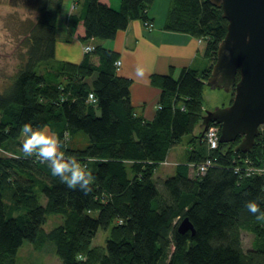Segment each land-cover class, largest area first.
I'll return each instance as SVG.
<instances>
[{
  "label": "trees",
  "instance_id": "16d2710c",
  "mask_svg": "<svg viewBox=\"0 0 264 264\" xmlns=\"http://www.w3.org/2000/svg\"><path fill=\"white\" fill-rule=\"evenodd\" d=\"M155 1L120 0L116 9L101 0H75L67 27L82 23V42L99 41L84 46L79 64L55 61L64 0L29 1L36 15L23 23L19 62L0 88V152L6 153L0 154V264H17L26 242L52 245L62 264H264V221L246 208L255 200L264 211V174L258 173L264 170V130L248 153L237 150L241 138L212 150L195 132L228 31L222 9L209 0L170 1L164 30L203 42L208 65L183 68L178 78L174 69L153 75L161 97L152 121L132 105V81L118 75L119 53L102 45L133 21L153 29L148 12ZM26 123L57 134L66 155L95 177L91 192L69 189L47 162L25 156L20 128ZM187 136V161L156 182L169 152ZM51 215L64 221L46 232ZM185 219L194 233L179 232ZM100 230L108 232L106 245L93 247ZM243 230L254 235L248 250Z\"/></svg>",
  "mask_w": 264,
  "mask_h": 264
},
{
  "label": "water",
  "instance_id": "95a60500",
  "mask_svg": "<svg viewBox=\"0 0 264 264\" xmlns=\"http://www.w3.org/2000/svg\"><path fill=\"white\" fill-rule=\"evenodd\" d=\"M209 1L222 9L228 31L206 84L212 90L234 92V98L227 107L206 111L202 136L212 124L220 125V144L241 138L237 150L248 153L264 130V0ZM187 231L194 233L185 219L179 232Z\"/></svg>",
  "mask_w": 264,
  "mask_h": 264
},
{
  "label": "crops",
  "instance_id": "0c3cea01",
  "mask_svg": "<svg viewBox=\"0 0 264 264\" xmlns=\"http://www.w3.org/2000/svg\"><path fill=\"white\" fill-rule=\"evenodd\" d=\"M101 1L116 9L120 7V0ZM170 1L156 0L150 8L148 13L151 22L154 23L153 29H147L141 21H133L115 40L102 42L103 46L119 53L121 67L118 75L132 81L130 90L132 105L137 114L147 121L155 118L160 105L161 90L152 84L153 75H166L174 69V77L178 78L183 68L203 69L208 65L204 57L203 42L189 35L164 30ZM76 10L73 4L65 17L61 15V18L59 17L55 61L79 64L84 58V46L99 44L97 40L85 44L82 42L85 34L82 23L74 30L67 27L66 17ZM138 67L144 69L142 76L137 75ZM173 150L174 148L169 152L166 165L174 167L175 174L176 166L181 163H178L177 159L170 161Z\"/></svg>",
  "mask_w": 264,
  "mask_h": 264
},
{
  "label": "rangeland",
  "instance_id": "374dc122",
  "mask_svg": "<svg viewBox=\"0 0 264 264\" xmlns=\"http://www.w3.org/2000/svg\"><path fill=\"white\" fill-rule=\"evenodd\" d=\"M30 0H0V88L3 87L4 80L9 81L10 77L15 73V67L19 62V53L21 41L23 40V23L28 17H35V13L30 10ZM75 0H64L62 17L67 15ZM61 18V17H60ZM121 67V66H120ZM119 67V68H120ZM234 98V97H233ZM232 96L223 89L209 90L205 92L204 109L206 111H214L216 108H224L230 105ZM202 123V120H201ZM201 123L196 127V135L202 136L203 128ZM205 138V135L202 136ZM190 136L184 138L183 143L174 147L171 154V159L178 160V163L187 161L186 148ZM0 154H6L5 152ZM162 163V166L157 170L154 180L158 182L160 178L166 179L174 174V167ZM196 173V168L190 167L191 177ZM174 176V175H173ZM42 199V203L46 204V200ZM4 203L10 204L8 196L5 195ZM63 218L57 215L48 217V221L44 226L46 232H50L54 228L63 224ZM108 232L100 230L95 240L92 243L93 247H103L106 245ZM254 235L248 231H242L243 246L246 250L252 247ZM17 264H62L59 257L56 255L54 247L50 244L36 248L33 244L26 242L17 254Z\"/></svg>",
  "mask_w": 264,
  "mask_h": 264
},
{
  "label": "clouds",
  "instance_id": "9594fccd",
  "mask_svg": "<svg viewBox=\"0 0 264 264\" xmlns=\"http://www.w3.org/2000/svg\"><path fill=\"white\" fill-rule=\"evenodd\" d=\"M144 69L137 68V75H143ZM20 134L24 137L20 145L27 157L35 156L41 162H47L53 177H58L69 189L79 188L85 194L92 191L95 177L91 171L82 166L74 156L66 155L63 144L57 134L48 126L38 127L31 123L23 124ZM247 211L255 214L256 219L264 221V211L255 200L246 204Z\"/></svg>",
  "mask_w": 264,
  "mask_h": 264
},
{
  "label": "built area",
  "instance_id": "2783aa9c",
  "mask_svg": "<svg viewBox=\"0 0 264 264\" xmlns=\"http://www.w3.org/2000/svg\"><path fill=\"white\" fill-rule=\"evenodd\" d=\"M85 50L88 51V50H91V48L90 47H86ZM116 65H117L118 69H120L119 67L121 66V62L120 61L117 62ZM90 100L92 102H94V103L96 102L95 98H94V96L92 94L90 95ZM205 138L208 141L209 148L212 149V150H216L218 148L219 143H220L219 142V139H220V129H219V127L211 125L209 127V129L205 133ZM210 163L211 162L209 160L206 164H204V165H202L200 167V173L201 174H205L206 173L207 167L210 165ZM258 173H263L264 174V170L263 169L259 170Z\"/></svg>",
  "mask_w": 264,
  "mask_h": 264
},
{
  "label": "bare ground",
  "instance_id": "6f19581e",
  "mask_svg": "<svg viewBox=\"0 0 264 264\" xmlns=\"http://www.w3.org/2000/svg\"><path fill=\"white\" fill-rule=\"evenodd\" d=\"M73 80V79H72Z\"/></svg>",
  "mask_w": 264,
  "mask_h": 264
}]
</instances>
